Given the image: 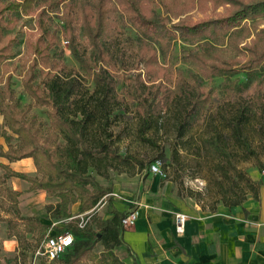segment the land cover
I'll return each instance as SVG.
<instances>
[{
    "label": "trees",
    "instance_id": "16d2710c",
    "mask_svg": "<svg viewBox=\"0 0 264 264\" xmlns=\"http://www.w3.org/2000/svg\"><path fill=\"white\" fill-rule=\"evenodd\" d=\"M192 8L204 12L209 2L224 4L227 13L214 18H195L192 14L180 16L184 8L180 0H0V63L13 55V37L7 32L13 27L20 14L29 15L36 10L38 33L25 39L28 64L22 78L24 90L40 105L45 106L49 126L44 131L43 120H36L31 114L25 116L27 107L17 109L10 88V76L5 80V98L0 90V113L3 124L16 134L18 140L12 143L13 135L4 129L7 148L0 143V155L15 160L31 156L40 176L29 175L1 164L8 175L21 177L30 182V188H43L60 197L49 212L56 220L63 222L55 226L56 232L70 231L74 236L71 248L67 250L64 264H87L89 257L96 264H124L113 248L122 242L121 219L124 212L109 208L110 218L94 216L96 205L104 195L112 191L96 181L88 172L89 167L106 176L108 168L135 174V166L127 156L112 150L114 141L110 124L112 112L122 102L117 92V71L120 67L136 69L135 74L125 76L124 94L136 103L138 138L154 143L150 130L158 129L164 112L171 103L178 104L176 110V141L171 149L169 163L183 166L188 160L201 163L211 161L210 175L215 190H210L209 179L199 172L192 177H202L205 190L211 193L208 205L202 201V191L188 189V195L195 197L203 209L215 210L218 203L233 207L241 204L251 195L259 196L260 181L249 176L240 160L257 156L253 147L256 134L264 145V28L258 30L250 44H243L241 50L247 54L242 61L226 59L214 62V51L219 45L232 43L234 37L246 30L245 21L256 15H264V0H190ZM161 8V11L158 10ZM56 11L60 27L51 30L47 11ZM179 16V17H178ZM173 17L178 20L172 21ZM123 20L134 29L135 52L131 65L123 63L125 48L117 41L118 22ZM59 31L68 43L69 49L79 64L80 70L91 75L93 88L88 90L82 78L71 71L65 72L60 57L63 49L58 48ZM82 35L85 47L79 43ZM176 40L195 43L196 48H183L181 59L197 68L199 76L188 83L179 78L175 83L174 95L162 78L153 82L154 67L165 75V66L159 64V56L168 58ZM142 65V68H141ZM245 72L247 80L229 82L232 76ZM40 74L39 83L35 84ZM120 76V75H118ZM226 78L223 88L236 96L233 112L220 116V128L195 141L188 131L209 100V92L201 85L206 77ZM156 79V78H154ZM256 81L253 89L243 94L249 82ZM124 98H121V100ZM255 134V135H254ZM61 138L63 141L59 142ZM179 147L185 150L180 152ZM125 168L119 167L121 164ZM140 166L143 163L139 161ZM132 167V168H131ZM78 201L80 211L92 209L88 222L80 227L67 221L70 203ZM103 246L102 254L92 252L96 243Z\"/></svg>",
    "mask_w": 264,
    "mask_h": 264
},
{
    "label": "rangeland",
    "instance_id": "374dc122",
    "mask_svg": "<svg viewBox=\"0 0 264 264\" xmlns=\"http://www.w3.org/2000/svg\"><path fill=\"white\" fill-rule=\"evenodd\" d=\"M181 5L187 8L180 16L186 14H192L193 17H206L214 18L221 16L228 11V7L224 4H217L209 2V7L206 11L201 12L197 10L195 4L192 8L190 0H180ZM36 10L39 8L35 5ZM29 15L20 14L17 21L7 32L14 39L12 41L13 55L4 59L0 63V90L3 91L5 98H9V93L5 90V80L7 76H10V88L12 90V97L16 102V107L19 111L27 107L25 116L33 114L36 116V120H43V130L45 131L49 126V120L47 118V109L45 106L38 105L34 99L24 90L22 84V78L26 72L28 64V52L25 46V39L27 36H35L38 33L36 24V12ZM161 11V8L158 7ZM49 27L51 30L60 27L61 21L56 11H47ZM179 17V16H178ZM178 17H173L172 21L178 20ZM246 30L239 32L233 39L232 43H226L219 45L214 57V62L233 59L236 61H242L247 58V54L241 50L243 44H250V42L258 36V30L264 28V15H256L253 19H247L245 21ZM119 32L116 36L119 45L124 46L125 53L123 54V63L127 66L131 65L134 52H135V41H134V29L131 25L123 20L118 22L117 29ZM61 32L59 31V35ZM79 43L82 47H85L84 37L79 36ZM198 47L195 43H183L181 40H176L173 50L168 58H162L159 56V64L165 66V75H161V71L154 67L153 73L150 75L151 80L156 82L160 78L163 80L164 85H168L171 90L170 95H174L176 92L175 83L181 78L183 81L192 83L194 81V75L199 76L198 70L194 66H189L188 63L181 59V52L183 48L191 49ZM58 48L63 49V54L60 57L61 65L64 66L65 72L71 71L73 74H77L82 78L83 85L91 90L93 88V82L91 75L87 72H83L79 68L78 62L75 60L70 52L67 40L60 35V41ZM86 48V47H85ZM90 47L86 48V55H90ZM142 68V65H141ZM136 69H126L120 67L117 71V92L120 101L122 102L112 112L114 116L113 121L110 124V130L113 133L114 141L112 144L113 152L127 156L130 164L135 166V174H130L128 171H119L114 168H108L106 176L98 174L95 168L89 167L88 172L94 175V178L104 187H111L114 183L124 188L127 184L133 187V191L136 187V180L141 179L143 182L148 181L150 184L155 179H158L159 187L163 184H168V188L164 192L171 194L180 200H194L197 204L195 197L188 195V189L201 190L203 193V203L208 205L212 199L211 193L205 190L206 180L202 177H192L193 172H199L209 179L210 190H215L214 181L210 175V168L212 162L203 160L201 163H196L194 160H188L182 167L176 164V162L169 163L171 149L175 143V123H176V110L179 108L178 104L171 103L169 108L164 112L162 122L158 129L150 130L148 134L153 137L154 143L149 141H143L138 138L137 128L138 121L134 115V108L136 103L129 99L124 94L123 88L126 86L125 76L135 74ZM120 75V76H118ZM41 75L38 74L34 80V83H39ZM156 78V79H154ZM247 80L245 72H240L232 76L229 82H239ZM226 78L221 76L206 77L202 79L201 85L205 90L209 92V100L205 104V107L199 114L196 122L188 131V134L192 135L195 141L200 140L203 136H207L214 131V125L220 124V116H227L233 112L235 107L236 94L233 91L226 90L223 88V83ZM256 81L249 82L247 88L242 91L243 94L250 92L255 86ZM123 87V88H122ZM264 92V83L262 85ZM121 98H124L121 100ZM4 124L2 114L0 113V142L3 147H6V141L4 138ZM11 133L10 131H8ZM255 135V134H254ZM14 138L11 140L15 143L18 138L13 134ZM256 139L253 142V147L257 150V156H251L250 158L242 159L239 165L245 169V171L251 177L253 171L258 172L262 175L261 169L264 165V145L259 141L257 134ZM59 142L63 140L58 139ZM180 152H185L179 147ZM160 161L161 173H152L149 170V164L154 161ZM139 161L143 163L140 166ZM22 165L21 169L25 170L29 174L40 176L41 173L36 170V166L33 159L29 157L24 161H20ZM32 165V171L29 170ZM121 168H125L126 165L123 163L119 165ZM132 168V167H131ZM252 178V177H251ZM29 183L17 180L9 177L2 168H0V219L6 220L4 215L9 216L7 230L1 234L2 239L7 237L10 238L8 248L4 246L0 247V264H8L10 262L21 261L22 264H64L67 260V250L60 254L58 258L53 260L47 259L43 255H35V251L39 246L41 240L47 233L55 231V226H62L61 220L53 218L49 212V206L54 205L60 200V197L52 194L44 189L29 191L27 188ZM13 190H21L20 195L13 193ZM108 201V196L102 197L101 202ZM222 204L218 203L217 205ZM201 206V205H200ZM108 204L105 203L103 207H95L94 216H102V213L107 209ZM217 207V206H216ZM93 209V208H91ZM90 210V209H88ZM78 207V201L70 203L68 206V212L73 216L74 214L83 213ZM92 212V211H91ZM67 219V221L76 223L75 218ZM32 218L33 221L26 223L27 218ZM24 219V220H22ZM28 231V232H26ZM74 236V235H73ZM7 237V238H8ZM2 241V240H1ZM102 244L97 242L92 252L94 254H102ZM84 261L87 264H96V262L89 257H84Z\"/></svg>",
    "mask_w": 264,
    "mask_h": 264
},
{
    "label": "crops",
    "instance_id": "0c3cea01",
    "mask_svg": "<svg viewBox=\"0 0 264 264\" xmlns=\"http://www.w3.org/2000/svg\"><path fill=\"white\" fill-rule=\"evenodd\" d=\"M4 127L8 134H14ZM29 157L9 160L0 155V163L29 174L20 164ZM29 167L31 170L32 165ZM0 168L8 175L3 167ZM8 176L29 183V191L43 189L30 188L29 181ZM251 177L260 181L258 199L247 195L241 204L233 207L219 204L215 210L203 209L194 200H180L164 192L168 184L159 187L158 179L150 184L137 179L133 191L131 188L135 183L124 188L114 183L109 195L111 199L100 201L96 207L108 204L102 213L103 219L112 216L109 208L125 214L130 209L137 212L131 226L120 224L122 242L113 248L124 264H264V174L253 171ZM13 193L20 195L21 190H13ZM179 211L187 214L181 234L175 230L174 215ZM3 217L6 220L0 219V247L8 248L9 235L2 239L1 234L7 230L9 216ZM32 221L30 217L25 220L26 223ZM8 264L22 263L18 260Z\"/></svg>",
    "mask_w": 264,
    "mask_h": 264
},
{
    "label": "built area",
    "instance_id": "2783aa9c",
    "mask_svg": "<svg viewBox=\"0 0 264 264\" xmlns=\"http://www.w3.org/2000/svg\"><path fill=\"white\" fill-rule=\"evenodd\" d=\"M160 161L154 160L149 164V170L152 173H161ZM261 173L264 174V165L261 169ZM112 192L108 193L109 195ZM115 194V193H114ZM108 196L104 195L103 197ZM92 209L83 212L74 214L71 218H75L77 225L82 227L84 226L91 215ZM137 217V212L135 210H128L127 213L121 219V225L124 227L131 226ZM175 218V230L177 234H181L184 230L185 220L187 219V214L184 212H176L174 215ZM74 242L73 234L70 231L56 232L45 234L41 240L39 246L35 251V255H43L49 260L58 258L60 254L72 247Z\"/></svg>",
    "mask_w": 264,
    "mask_h": 264
}]
</instances>
